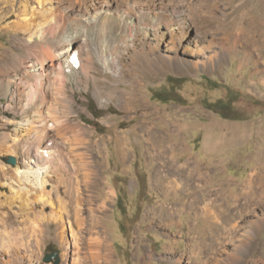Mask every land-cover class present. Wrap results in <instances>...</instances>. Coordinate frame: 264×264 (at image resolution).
I'll use <instances>...</instances> for the list:
<instances>
[{
    "label": "rangeland",
    "instance_id": "374dc122",
    "mask_svg": "<svg viewBox=\"0 0 264 264\" xmlns=\"http://www.w3.org/2000/svg\"><path fill=\"white\" fill-rule=\"evenodd\" d=\"M172 1L180 4L179 0ZM190 7L196 8L197 17L187 23L186 38L178 52L167 44L158 49L160 53L169 52L174 62L171 67L159 69L158 63L151 60L152 67L128 69L118 78L94 64L90 71L94 80L91 78L88 84L85 78L79 86L75 80L63 81L70 102L65 123H80L91 133L87 152L96 168L93 174L97 176L99 195L106 190L115 193L102 223L112 244L114 264H264V0H195ZM116 21L113 24L119 25L117 18ZM20 36L0 25V66L8 70L6 75L0 73V136H5L0 137V202L10 193L6 186L11 183L6 178L8 170L24 167V161L31 164L33 159H23L21 146H32L30 156L35 163L44 162L49 170L65 174L62 177L54 173L47 178L44 191H51L47 201L52 203L36 204L34 211H42L45 218L41 223L40 218L30 216L27 224L35 234H28L27 243L17 248L15 256L20 264H54V260L44 262V257L55 252L58 264H72L76 251L73 233L84 236V231L71 229V195L66 193L71 191V167L65 155L71 150V133L56 135V131L48 130L49 116L35 108L34 102L28 103L35 81H21L25 77L22 70L15 72L17 90L11 87L14 69L8 67L24 53ZM166 39L170 41L169 35ZM186 48L189 52L183 51ZM107 51L101 47L99 54L106 56ZM55 68H59L58 62ZM119 93L121 100L115 96ZM217 101L222 102L221 108L224 103L229 107L222 111L223 115L211 107ZM56 104L58 108L54 106L53 110L58 113L63 107ZM21 111L26 112L25 116ZM28 111L39 113L32 116L27 115ZM57 116L59 125L64 116ZM28 119L31 123L25 122ZM117 136L126 140L124 161L117 154ZM100 139L104 149L96 146ZM215 140L220 146L216 154H210L205 144ZM46 142L53 144L44 147ZM37 147L55 154L46 159L36 152ZM153 150H167L166 159L174 154V159L185 167L186 163H196L204 170L214 169L205 171L212 192L219 193L220 201L213 208L238 224L229 238L218 239L221 226L204 229L202 222L189 213L177 216L174 226L162 228L152 223L150 227L146 218L163 216L179 201L165 197L163 190L151 189L150 172L156 164ZM12 156L15 165L7 163ZM254 170L263 180L257 184L258 191L253 189L256 201L247 204L243 212H231L229 207L242 196L243 186ZM83 190L87 200H94V190ZM17 205L14 203L11 209L9 205L0 207V217L7 216L14 228H19L22 220L13 213ZM260 221L262 227L258 230L255 225ZM72 222L75 225L73 219ZM0 228L1 238L4 228ZM81 249L84 252V245ZM2 256L0 261L7 262L6 254Z\"/></svg>",
    "mask_w": 264,
    "mask_h": 264
},
{
    "label": "bare ground",
    "instance_id": "6f19581e",
    "mask_svg": "<svg viewBox=\"0 0 264 264\" xmlns=\"http://www.w3.org/2000/svg\"><path fill=\"white\" fill-rule=\"evenodd\" d=\"M179 1L180 4H176L172 0L169 3H164L163 0H0L1 28L21 35L20 40L24 49L22 56L20 55V58L16 59L17 62L15 61L16 63H12L13 65L8 67V69L11 67L14 69L13 76L11 75L9 80L11 87L17 90L18 83L15 72L19 69L22 70L25 77L20 78L21 81L24 79L35 81V86L30 91L28 103L32 104L34 102L35 108L44 110L49 116L50 124L46 125L47 128L50 127L48 130L56 131V135H60L64 131L71 133V150L65 152L66 160H69L71 167V191L67 188L69 192L66 193L71 195V229L73 230L76 227L77 231H84V236L73 233V244L76 251H74L75 256L72 258V264H114L112 244L102 223L110 211L109 206L112 204L115 193L106 190L99 195L97 176L96 173L93 174L96 168L87 152L88 137L91 133L80 123H65L66 116L69 115L70 102L67 99L63 81L66 78L75 80V83L79 86L83 78H85L86 83L91 78L94 80L90 75V71L94 69V64H97L98 69L111 72L118 78L128 69L133 71L135 67L143 65L152 67L151 60L158 63L159 69L171 67L174 62L171 63L169 52L165 50L167 55L160 53L158 52L159 47H163V45L165 47L167 44L166 47L171 45V50L177 51L178 47L185 41L187 23L194 21L195 16L197 17L196 8L192 9L190 7L195 0ZM116 18L120 22L119 25L113 24L117 22ZM167 35L170 37L169 42L166 41ZM101 47L107 48L109 54L101 56L99 54ZM186 49H183V51L189 52ZM74 51H77L80 56L79 71L75 74L64 75L61 68L62 60ZM196 52L199 51L196 50ZM24 61L27 63H24ZM55 62H58L59 68H55ZM7 71L4 65L0 66V73L4 74L6 72V75ZM73 71L71 70V72ZM59 78L61 82L57 83L56 80ZM6 84H8L7 81ZM50 88L52 90L49 93ZM97 95L99 96V93ZM115 96L119 100L122 98L120 93ZM56 103L62 104L61 107H63L58 113L53 110ZM20 110H22V107ZM38 113V111L34 113L28 111L27 115L32 114V116H35ZM57 115L64 116V118H61L64 122L60 121L59 125H57V120H59ZM28 121L31 123L29 119L25 122L28 123ZM42 123V127L45 126V122ZM46 131L47 129H44V132ZM56 139L59 140L58 137ZM124 140L122 137L117 136V154L121 161H124L127 156L124 149L126 140ZM47 144L48 142L44 144V147H47ZM96 146H101L104 149L103 139H100ZM219 146L218 140L207 141L204 148L208 153L216 154ZM21 147L23 159H33L30 161L31 164L24 161V167H21L19 163L21 168L16 166V168L7 172L8 177L6 176V178L11 183L5 184L10 193L3 202H0V207L9 205L11 209L14 203L18 204L17 212L13 213L17 217L20 216L22 220L19 228H14L6 219L7 216L0 217V227L4 228L0 238V260L3 254L8 257L7 262L0 261V264L21 263L19 257L15 256V252L17 248L24 246L30 232L35 234L27 224L30 221V216L32 215L35 220L40 218L41 223L45 218L42 211H34L36 204L39 202L45 206L52 203L47 201L49 199L47 195L49 196L51 191H44L48 182L47 178L54 173L62 176L61 171L54 172L49 170L50 168H46L43 165L44 162L35 163V158L30 156L32 146L25 144ZM41 148L43 147H37L36 152L38 150V154L43 156L42 153H39ZM153 151L156 164L152 165L153 168L150 172L151 189L163 190L165 197L179 199V201L174 205V208H170L163 216H159L157 219L146 218V221L150 223V227L152 223H156L162 228L174 226L177 224V216L189 213L196 220L202 222L204 229L211 225L221 226L222 231L218 234V239L229 238L238 224L213 208L219 200V193L218 191L212 192L209 186L210 177L207 174L209 171L213 172L214 169L204 170L202 166H198L196 163H186L188 167H185V165L174 159V154H170L166 159L164 155L167 154V150L164 152ZM54 154L55 151H50L45 158L51 159ZM259 174L260 172H257V170L249 174L248 180L242 189V196L235 199L232 202L233 205L229 207L231 212L234 213L235 210L243 212L247 204L253 202V200L256 201L257 197L253 194V189L257 190V184L263 181ZM167 178V182H162ZM55 179L59 184L62 183L61 178L55 177ZM84 187L94 190V200L85 198L83 195ZM84 204L86 208L83 209ZM27 210H30V212ZM83 213H86V215ZM150 217L152 218V216ZM261 223L262 221L255 225L258 230L262 227ZM7 226L9 227L6 228ZM35 226L38 227V225ZM82 245H84V252L81 253Z\"/></svg>",
    "mask_w": 264,
    "mask_h": 264
},
{
    "label": "water",
    "instance_id": "95a60500",
    "mask_svg": "<svg viewBox=\"0 0 264 264\" xmlns=\"http://www.w3.org/2000/svg\"><path fill=\"white\" fill-rule=\"evenodd\" d=\"M7 163L10 165H15V159L13 157H9L7 159ZM51 260H54V264H58V254L55 252L51 254H46V256L44 257V262H50Z\"/></svg>",
    "mask_w": 264,
    "mask_h": 264
},
{
    "label": "trees",
    "instance_id": "16d2710c",
    "mask_svg": "<svg viewBox=\"0 0 264 264\" xmlns=\"http://www.w3.org/2000/svg\"><path fill=\"white\" fill-rule=\"evenodd\" d=\"M221 103H222L221 101H217V102H215V103H213V104L211 105L212 108L215 107V108H218V109H219V111H218L217 109H213V111H214L215 113L219 114V115H223V114H222V111H223V110H228V109H229V107L226 108L227 103H224L223 106H222V108H221Z\"/></svg>",
    "mask_w": 264,
    "mask_h": 264
},
{
    "label": "clouds",
    "instance_id": "9594fccd",
    "mask_svg": "<svg viewBox=\"0 0 264 264\" xmlns=\"http://www.w3.org/2000/svg\"><path fill=\"white\" fill-rule=\"evenodd\" d=\"M62 61H63V60H62ZM62 73H63V72H62ZM49 143H50V142H48L47 146H51V145H49ZM40 152L43 153V157H47L46 155L49 154L50 151H48L47 149L44 148V149H41ZM45 153H47V154H45Z\"/></svg>",
    "mask_w": 264,
    "mask_h": 264
},
{
    "label": "flooded vegetation",
    "instance_id": "af4514ba",
    "mask_svg": "<svg viewBox=\"0 0 264 264\" xmlns=\"http://www.w3.org/2000/svg\"><path fill=\"white\" fill-rule=\"evenodd\" d=\"M49 253L52 252V251H48ZM51 254V253H50Z\"/></svg>",
    "mask_w": 264,
    "mask_h": 264
}]
</instances>
